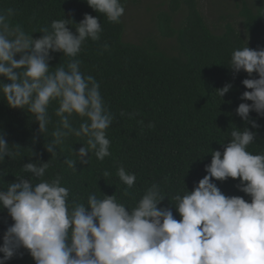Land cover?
Wrapping results in <instances>:
<instances>
[{
    "label": "clouds",
    "instance_id": "9594fccd",
    "mask_svg": "<svg viewBox=\"0 0 264 264\" xmlns=\"http://www.w3.org/2000/svg\"><path fill=\"white\" fill-rule=\"evenodd\" d=\"M87 4L113 24L122 22L126 10V0H87ZM14 15L12 8L0 10V98L13 109L27 110L45 136L52 123L49 109L53 102L58 105L53 109L58 120L45 149L55 157L58 147L70 137L82 141L83 146L75 150L77 159L65 157L63 161L73 172L77 161L89 165L93 155L104 161L112 155L108 129L115 116L105 103L100 83L81 71L79 59L88 40L101 38L100 16L85 13L79 22L54 19L39 28L43 35L36 38L35 31L12 23ZM103 48L107 50L109 45L105 43ZM57 52L65 59L53 65ZM229 65L234 73L243 70L249 74L242 83L250 90L241 99L252 103L242 102L236 109L246 126L231 130L223 151L211 152V162L205 165L207 174L193 189L187 187V191L169 196L160 183L153 182L134 206L114 194L101 197L95 192L84 202L70 199L62 174L46 178L51 159L23 163V174H15V181L0 188V209H7L14 221L0 245V264H6L21 248L35 264H264V152L249 150L256 132L247 126L259 128L250 116L252 111L264 117V47L233 50ZM232 86L225 84L217 94L223 98ZM76 117L78 126L73 122ZM147 127L155 125L149 122ZM18 156V144H9L0 131V165L6 157L14 161ZM8 172L7 167L0 168V177ZM110 175L107 169L102 173L104 178ZM116 175L126 185L123 196L131 195L136 174L120 165ZM213 178H239L236 187L250 202L224 193ZM166 197L179 220L171 207L160 206Z\"/></svg>",
    "mask_w": 264,
    "mask_h": 264
},
{
    "label": "trees",
    "instance_id": "16d2710c",
    "mask_svg": "<svg viewBox=\"0 0 264 264\" xmlns=\"http://www.w3.org/2000/svg\"><path fill=\"white\" fill-rule=\"evenodd\" d=\"M183 1L188 12L180 26H173L172 14L168 12L159 16L161 34L176 38L178 43V54L168 55L154 47L124 41L123 22L109 23L104 15L87 4V0H0V10H15L12 23L22 25L26 31H35L33 36L36 38L43 35L39 28L50 25L54 19L73 18L79 22L85 13L100 16L101 38L95 42L88 40L79 59L82 61L81 71L95 76L100 83L105 103L115 116L108 129L112 155L102 162L93 155L89 165L77 161V171L73 172L63 161L65 157L77 159L75 150L83 146L82 141L70 137L58 147L55 157L45 149L58 120L53 111L58 105L53 102L49 109L52 123L49 134L45 136L39 133L38 122L27 110L13 109L0 98V131L5 133L9 144H18L19 148L16 160L6 157L5 164L0 165L9 171L0 177V188L6 189L10 182L15 181V174H23V163L50 159L52 166L46 178L62 174V183L70 188V199L76 197L84 202L89 193L95 192L101 197L105 193L114 194L134 206L145 187L153 182L160 183L169 196L176 191L194 188L195 183L207 174L205 165L211 162V152L223 151L231 130L246 126L236 109L242 102L252 103L241 99V94L250 90L242 83L249 74L243 70L234 73L229 64L231 54L237 48L264 47V6L254 10L244 4L240 12L252 40L248 44L232 24H227L222 33L213 32L196 0ZM180 6V0H172V13L177 12ZM75 20H72L73 26ZM72 31L75 32L74 27ZM105 43L109 45L107 50L103 48ZM53 55V65L65 59L62 53ZM257 76L258 73H253L254 78ZM227 83L233 86L222 98L217 89ZM121 111L124 116L120 115ZM131 113L136 115L132 117ZM250 116L258 122L259 128L247 125L256 132V141L249 150L264 152V117H259L255 111ZM73 122L78 126L79 118ZM149 122L155 127H147ZM120 165L137 176L134 188L129 190L131 195L127 197L123 196L126 185L116 175ZM105 169L111 172L107 178L102 176ZM213 180L224 193L243 196L250 202V197L236 187L239 178ZM160 206L171 207L174 216L180 219L167 197ZM12 223L14 221L7 209H0V245ZM6 264H35V261L26 249L21 248Z\"/></svg>",
    "mask_w": 264,
    "mask_h": 264
},
{
    "label": "rangeland",
    "instance_id": "374dc122",
    "mask_svg": "<svg viewBox=\"0 0 264 264\" xmlns=\"http://www.w3.org/2000/svg\"><path fill=\"white\" fill-rule=\"evenodd\" d=\"M172 0H127L125 14L122 17L124 25L123 40L154 47L168 55L178 54V43L174 37H165L159 29V16L168 12L172 14L173 26H180L187 15L188 8L183 0L175 13L171 11ZM198 9L207 24L215 33H222L227 24H232L244 37L248 44L252 40L244 27L240 15L244 4L257 10L264 6V0H196ZM257 78H259L257 76Z\"/></svg>",
    "mask_w": 264,
    "mask_h": 264
}]
</instances>
